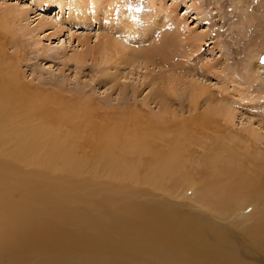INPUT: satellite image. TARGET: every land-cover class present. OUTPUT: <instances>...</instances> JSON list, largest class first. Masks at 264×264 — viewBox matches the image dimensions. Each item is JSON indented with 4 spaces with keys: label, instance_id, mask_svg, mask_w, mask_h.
<instances>
[{
    "label": "rangeland",
    "instance_id": "374dc122",
    "mask_svg": "<svg viewBox=\"0 0 264 264\" xmlns=\"http://www.w3.org/2000/svg\"><path fill=\"white\" fill-rule=\"evenodd\" d=\"M69 1L82 4L86 11L83 19L74 17L73 20L67 6L60 10L57 6L47 8V3L39 0H0V78L8 81L15 95L11 122L12 127L19 128L18 132L9 134L11 137L1 135L0 131V200H11L10 197L19 200L18 182H33V193L53 194V209L63 214L52 230L65 257H59L51 243L44 242L33 231V236L40 239L35 252H43L44 257L31 258L25 263L75 264L78 243L86 242L81 246L85 255L101 249L98 238L81 240L88 228L81 227L76 216L82 206L92 220L104 224L106 210L96 203L94 186H86L82 196L72 179L89 181V170L99 160L105 163L103 158L121 160L110 147L96 151L94 143L99 144L100 136H108L109 145L116 141L128 147L135 138L131 134L136 128L149 134L153 128L156 134L168 138L176 135L182 140L180 144L185 149L183 146L180 150L189 168L185 167L184 173L188 172L190 184L181 181L183 172L176 174L173 182L168 181L165 187L157 189L141 181H129L121 186L113 179L109 181L115 186L111 189L122 194L126 191L134 199L121 197L124 199L121 200L118 194L113 196L107 189L112 202L127 205L168 202L173 209L196 215L199 220H206L204 216H208L219 228L209 223L212 229L225 232L235 246L247 241L253 250L251 239L245 240L244 233L251 228V215L256 212L253 204L220 214L212 207L211 200L206 205L200 197L201 188L211 180L207 176L209 170L215 169L221 175L231 170L237 173L244 166L241 161L245 157L255 166L264 160V0H178L176 11L169 16L164 13L172 8L174 0H112L114 10L110 9V13L101 8L106 0L100 1L101 4L99 0H67L68 4ZM48 2L55 4L52 0ZM119 3L126 8L117 6ZM123 10L124 14L139 19L138 32L144 42L139 36L123 39L125 33L119 30L113 17L114 14L121 17ZM109 38L118 45L102 55V46L97 47L99 41L103 45ZM160 44L165 48L162 56L150 55ZM85 51L90 53L82 60L76 59V54ZM200 85L206 90L202 92ZM193 101L198 114L206 115L198 121L204 125L200 130L192 121L180 123L195 113L191 107ZM218 106L232 111V122L226 124L220 116H214L212 111L216 112ZM154 118L162 120L160 129L149 127L148 119ZM33 126H40L45 134L56 132L62 146L74 147L77 156L85 150L87 154L82 158L85 163L74 167L81 175L60 169L59 161L55 168H44L36 159L31 160L28 153L21 152L25 149L16 148L18 137L31 133ZM196 129L199 131L195 132ZM90 145H94L92 151L87 149ZM244 164L251 168L250 164ZM105 173H99L102 182L108 177ZM65 174L71 176L65 179L67 182L63 180ZM56 184L62 185L63 191L47 192V188L60 190ZM90 189V199L95 201L93 208L90 200L80 203L81 197L89 199ZM26 193L31 199V189ZM35 202L40 203V199L35 198ZM30 210L37 215L30 213L28 226L44 227L45 209L39 214L37 208ZM62 210L72 212L74 217ZM116 220L118 224L122 221ZM238 253L245 259L243 251Z\"/></svg>",
    "mask_w": 264,
    "mask_h": 264
},
{
    "label": "bare ground",
    "instance_id": "6f19581e",
    "mask_svg": "<svg viewBox=\"0 0 264 264\" xmlns=\"http://www.w3.org/2000/svg\"><path fill=\"white\" fill-rule=\"evenodd\" d=\"M48 1L49 0H39V2L47 3V8L57 6L61 10L67 6L73 20L74 17L80 20L86 16V11L80 3H76L75 5L70 1L68 4L67 0H52L55 2V4L52 5ZM100 1L102 0H99V4H101ZM174 1L175 3L172 4V8H168V11L164 13L165 15L169 16L176 11L179 3H176L178 0ZM111 5H114L112 0H106L103 2V5H101V8L107 13L110 9L114 10V7ZM122 5L123 4L120 5L119 3L117 6L125 9L126 7L123 8ZM105 12L103 11V13ZM120 16L121 17L117 14L113 15V17L117 19L116 25L121 28L119 30L125 33L123 39H132L134 36H139L141 42H144L140 32H138L139 19L134 15L124 14V10L120 12ZM105 41V44L103 41V45L101 44L102 41H99L100 44L97 46L98 48L100 45L102 46L100 48V53L102 55L106 54L113 46L118 45V42H114L110 38ZM163 49L165 48L160 44L154 50L152 49L150 55L162 56L161 51ZM88 53H90V51L79 52L76 54V59L82 60ZM142 54L147 53L142 52ZM200 88L202 92L204 89L206 90L204 86H201ZM10 89L11 87L9 86L8 81L0 78L1 135H12L19 130V128L12 127V98L15 95H13ZM193 99H196V97H192V100ZM191 107L195 113L190 116V119H182L180 123L183 122L187 124L192 121L200 130L204 125L202 126L198 124V121H202V117L206 115L198 114L195 101L192 102ZM215 110L216 112H214V110L212 111L214 116L217 114L221 117V120L223 119L226 121V124L232 122L234 114L228 108L225 106H218ZM212 119L215 121V124L217 123L219 127H222L220 122V124H218L216 118ZM148 123L150 128L153 126L160 129L163 126V122L160 118L148 119ZM99 130L101 129L99 128ZM199 130L196 129L194 131L197 132ZM251 130L256 134V130H253L252 128ZM252 132H250V134L253 135ZM55 133L52 132V134H48L46 132L45 134L43 128L40 126H33L31 133H26L27 135L23 137H18V140H16V148H20L21 150L25 149L21 152L28 153L31 160L36 159L37 163H41L40 165L44 168H55L56 162L59 161L58 164L60 169H67L68 171L72 170V174L77 172V175H81V172L75 171L76 168L74 167L79 163H85L82 161V158H84L87 153L84 150L77 156L75 154V148L62 146L63 144ZM11 135L9 136L11 137ZM131 135L135 138H132V144L130 143L128 147H126L127 145L122 146L123 143H118L116 141L115 144L112 141L109 145L107 142L108 136H100L98 138L99 144L94 143L96 151L101 150L102 148V151H106L107 147H110L114 153L119 155L121 160L113 158L110 160H104L103 158L102 161H105V163H101V160L97 162L95 161L96 163L93 165V169L89 170L91 173L89 181H87L86 178H78L77 180L75 178L72 179L75 188L78 189L79 192H82L86 186L87 188L89 186H94L93 195L96 199V203L100 207L104 206V209L107 211H105L107 221H105L104 224H101L92 220L88 210L83 209L82 206L79 208L81 215L80 213H78L79 215L77 214V223L81 227L88 228V231L83 234L81 240L98 238L99 241L102 242V247L96 252L85 255L81 252V246H85L86 242L82 244L78 243L75 264L264 263V254H261L264 253V160L260 162L261 164L258 165V167L255 166L251 159H246L245 157V160L241 161L244 166H242L237 173L231 170L228 173L221 175V173H215L216 170L213 168L214 171L209 170L210 173L207 175L208 177H211V180L207 181V185L206 181H204V185L206 186L201 188V192L203 193L202 197H200L203 200H201L205 202L211 200L212 207L220 214L229 212L240 205L253 204L254 208H256V212H251V219H253L249 224L251 225V228L244 232L246 233L245 240L250 238L252 246L254 249H257L250 250L251 247L247 241L239 247L235 246L229 238L230 236L222 230H216L218 226H215L212 220L210 222L209 220L211 218L209 219L208 216H204L206 220H199L200 217L197 219L196 215L187 214L177 208H175L176 210L173 209L168 202L154 201L152 202L153 204H146L143 202L144 204L136 203L131 205L125 203L119 204L118 201L117 204L114 203L115 201L112 202L113 198H110L107 189H109L112 194H115H113V196L118 194L120 197L119 199H121V197L124 199H129L131 197L125 193L126 191H123L124 194H122L119 190L111 189V187H115L109 183V181L112 182L113 179L121 183V186L127 185L126 183L129 181H141L142 183L154 188L156 187L155 189H157L163 186L165 187L168 181L173 182L176 178V174H179L180 172L184 173L189 169L186 167L183 153H181L180 150L184 145L182 146L180 144L182 140L179 139L178 136L175 135L168 138L156 134V131L153 128L151 129L150 134L148 132L145 133V131L142 132L136 128ZM110 139L113 140L111 137ZM245 140H250V138L245 137ZM101 142L105 145H101ZM106 143L109 146L106 145ZM81 146H84L85 148V145ZM98 146L101 147L97 148ZM92 148H94V145L88 146L87 149L92 151ZM184 149L182 150L183 152ZM245 162L246 164H250L251 168L246 166L244 164ZM63 165L66 166V168H64ZM185 167L187 169H184ZM193 168L191 170H194ZM100 171L103 173L106 172L108 175L107 179L103 180V182L99 179ZM138 172L140 173V176H138ZM181 174V181L188 184V172L186 174L184 173V175ZM67 177L71 176L65 174V176L63 175V180H68ZM40 181L41 179L36 180L35 182L38 183ZM57 184L56 187L60 190H50L47 188V192L58 193L59 191H63L62 185ZM18 186L20 190L19 200L12 199L11 197V200L7 198L3 201L0 200V262L3 261L2 264H26L25 262L31 258L42 259L44 253L41 251H38L37 253L35 252L37 243H39L40 239L37 240V236H33V231L39 233L44 242L47 241L48 243H51L54 250L58 252L59 257L64 258L65 252L52 230V228L56 227V220L63 217L61 211L53 209V194H34L33 190L35 184L33 182H26L23 184L18 182ZM28 189H31V193H33L31 199H28L29 194L26 193ZM88 195L89 199L86 198L88 200H84L81 197L80 203L82 202L85 204L90 200V208H93L95 206V201H93L92 198L90 199L92 195L91 189L89 190ZM215 196H217V199L214 198ZM37 197L40 199V203L38 204L35 202V198ZM131 198L134 199V197ZM119 199L115 198V200ZM131 201L133 200L131 199ZM129 203H131L130 200ZM201 205L203 207L204 204ZM32 208H37L38 214L41 213V210L45 209L44 213L46 214L47 220L44 227L28 226L31 222L30 213L37 215V212L30 210ZM62 212L70 211L62 210ZM70 213L74 217V214L72 212ZM116 218L122 220V223L120 222V224H118ZM209 223H211L216 229H212V226H210L211 224L209 225ZM238 251H243L245 259H242L239 256Z\"/></svg>",
    "mask_w": 264,
    "mask_h": 264
}]
</instances>
